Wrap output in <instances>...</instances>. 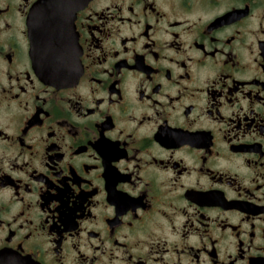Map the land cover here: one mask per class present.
<instances>
[{"label":"flooded vegetation","instance_id":"obj_1","mask_svg":"<svg viewBox=\"0 0 264 264\" xmlns=\"http://www.w3.org/2000/svg\"><path fill=\"white\" fill-rule=\"evenodd\" d=\"M0 264H264V0H0Z\"/></svg>","mask_w":264,"mask_h":264}]
</instances>
